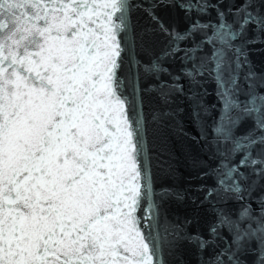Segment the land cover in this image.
<instances>
[{"label": "snow or ice", "instance_id": "snow-or-ice-1", "mask_svg": "<svg viewBox=\"0 0 264 264\" xmlns=\"http://www.w3.org/2000/svg\"><path fill=\"white\" fill-rule=\"evenodd\" d=\"M257 56L264 0H0V264H264Z\"/></svg>", "mask_w": 264, "mask_h": 264}, {"label": "water", "instance_id": "water-1", "mask_svg": "<svg viewBox=\"0 0 264 264\" xmlns=\"http://www.w3.org/2000/svg\"><path fill=\"white\" fill-rule=\"evenodd\" d=\"M166 15H168V14L166 13ZM170 15L175 16L174 13H171ZM178 19H179V22L182 24V14L180 15V17ZM255 59H256V62H257L258 65L264 63V58H261V57L257 56ZM172 211L177 213L180 216H183V215L191 214L193 209L191 207H189V206L179 207V206H175L174 205L172 207ZM189 258L190 259H194V257L191 256V254L189 255Z\"/></svg>", "mask_w": 264, "mask_h": 264}]
</instances>
